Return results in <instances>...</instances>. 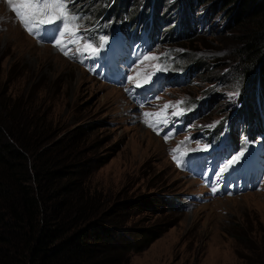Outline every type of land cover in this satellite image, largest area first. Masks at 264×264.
Listing matches in <instances>:
<instances>
[{
  "label": "rangeland",
  "instance_id": "1",
  "mask_svg": "<svg viewBox=\"0 0 264 264\" xmlns=\"http://www.w3.org/2000/svg\"><path fill=\"white\" fill-rule=\"evenodd\" d=\"M193 1L206 8L212 5L208 7L212 31L171 40L169 26L174 23L168 21L166 40L149 57L159 54L165 44L174 45L188 59L198 57L194 60L200 65L196 80L169 88L150 104L134 109L121 87L93 78L69 54L60 55L52 47L37 43L34 32L29 33L22 22L18 23L8 3L0 0V111L1 103L6 102L10 108L7 113L26 126L20 105L8 104L3 97L20 100L30 95L33 103L29 112L35 110L34 116L40 122L46 115L50 124L44 131L52 127L45 145L59 142L62 149L73 151L68 166L83 179V187L105 197L106 213L123 220L127 231L151 228L156 233L147 246L131 252L126 264H241L240 256L248 252L252 241L258 240L264 247V189L196 205L184 196L198 186L185 173L184 158L180 156L183 148L178 150L172 145L176 143L164 140L145 123L144 113H160L147 120L166 118L169 123L182 99L198 98L205 91L212 94L214 108L198 120L191 132L221 120L230 99L226 94L240 90L241 81L248 76L244 77L243 68L249 66L253 73L261 64L242 58L237 48L240 38L256 25L264 27V11L244 20L242 8L248 0ZM125 2L131 9L146 5L144 0H122L120 8ZM74 4L86 7L90 13L98 7L97 0H76ZM159 14L164 11L161 9ZM177 25L186 26L183 22ZM180 50L174 53L181 54ZM261 52L264 55V49ZM209 63L213 68L203 70ZM153 66V59H149L133 72L150 71ZM216 74L226 77L214 85ZM165 104L170 105L166 110ZM156 197L160 199L153 201L154 206L145 201ZM133 199L137 200L135 206L126 210ZM117 205L124 208L112 216Z\"/></svg>",
  "mask_w": 264,
  "mask_h": 264
},
{
  "label": "trees",
  "instance_id": "2",
  "mask_svg": "<svg viewBox=\"0 0 264 264\" xmlns=\"http://www.w3.org/2000/svg\"><path fill=\"white\" fill-rule=\"evenodd\" d=\"M119 2L114 0L110 6L119 9ZM192 2L177 0L175 4ZM208 7L204 6L207 10ZM263 11L264 0H248L242 15L248 20ZM259 26L240 38L237 51L242 58L259 61L263 74L264 27ZM170 47L174 50L175 46ZM197 59L195 56L189 60ZM212 68V63L203 66V70ZM243 70L249 72L250 67ZM224 77L215 75L217 83L224 81ZM31 98L30 95L20 100L3 97L8 104L20 105L26 126L7 113L10 108L6 102L1 103L0 264H126L131 252L147 246L156 233L151 228L127 231L121 223L123 220L106 213L105 197L83 187V179L68 166L73 151L62 149L59 142L45 145L52 127L44 131L50 124L46 115L40 122L34 116L35 110L29 112ZM158 199L145 201L154 206L153 201ZM145 201L140 200L142 205ZM136 202L133 199L126 210ZM114 208L116 214L112 216L124 207ZM240 258H243L241 264H264V247L254 240Z\"/></svg>",
  "mask_w": 264,
  "mask_h": 264
},
{
  "label": "clouds",
  "instance_id": "3",
  "mask_svg": "<svg viewBox=\"0 0 264 264\" xmlns=\"http://www.w3.org/2000/svg\"><path fill=\"white\" fill-rule=\"evenodd\" d=\"M113 1L114 0H97L98 7L96 9V12L91 13L84 6L74 5L80 8L82 16L84 17L83 23L86 25H94L96 22L109 21L115 18L120 9L116 10V8H109L110 4ZM122 5V0H120L119 6ZM199 7L204 6L199 5L197 7L198 11H200ZM207 14H209L208 10ZM88 17L91 18L88 19ZM170 33L171 40L207 34L201 31H195L192 34H186L185 32H182L181 36H174L173 29H170ZM163 48H167L166 51L169 53V55H167L168 57L176 60L183 66H188L190 69H194L196 67L200 68V65L194 64L197 61L193 63L186 62L190 61L186 57L187 54H185V52L180 50L178 47H174V50H172L170 45L165 44ZM176 50L182 51L183 54L174 53ZM196 77L197 74L196 76L192 77L188 83L185 82L178 85L168 86L163 92L172 87L190 85L196 80ZM244 77L245 79L241 81L242 86L240 90L230 94H226V96L230 97V99L226 104L225 116L219 121L199 127L195 132L191 131L198 125V120H200L208 112H211L213 110V105L215 104L214 98L212 97V94H209V92L205 91L204 94H202L198 98L191 100H181L182 103H191L198 102L199 98H204V101H211L212 105H210V108L200 116H194V113L192 112L184 115L183 121L185 123L186 129L183 130V132H179L172 139H170L173 143H176L172 145H179L180 141L184 138L185 135H189L191 136V138H196L193 139L192 142L209 144L208 142L210 138L215 137L214 134H217L219 131H221L223 132L221 134V139L224 142L232 140L233 143L229 144V146H236L237 151H241L237 154L238 159H236L237 157L233 158L226 164V166L221 167V162L223 161L222 156L227 153V150L225 149V147L217 148V155L215 156H217L218 159L213 160L212 167L208 168L205 162L198 161V174H194L193 172H191V170L185 169L187 177L193 181H196L195 183L198 186V189L186 193V195L184 196H186L188 199H191L196 205L207 203L216 197H232L243 192L264 189V140L257 139V136H259V134L255 133L257 132V130H259V128H264V118L260 119V115L264 113V109H262V107L258 106L256 103V96H259L261 101L264 103V72L262 74L260 67H257L253 73H250V71L244 73ZM215 84H218L216 80L214 81V85ZM240 117L242 121L238 124L239 127H237V118ZM230 120L233 121L232 126L229 125ZM224 121H227V127L225 130H222ZM245 124H248L251 129V132L249 131L247 132V134L244 133ZM239 135H245L246 138L241 139ZM256 142L257 147L253 148L251 145ZM240 165H243V168H241ZM254 170L262 175L255 184H247L246 180L242 179V183L239 185V187H237L238 191L232 193L231 195H228L229 193H231L232 189L235 188V184L233 185V187L229 185L223 187L222 183L227 178V176H240L246 174L249 175ZM213 189H215V191H213ZM172 200H174V198H172Z\"/></svg>",
  "mask_w": 264,
  "mask_h": 264
},
{
  "label": "snow or ice",
  "instance_id": "4",
  "mask_svg": "<svg viewBox=\"0 0 264 264\" xmlns=\"http://www.w3.org/2000/svg\"><path fill=\"white\" fill-rule=\"evenodd\" d=\"M72 0H21L20 3H13L12 0H8L12 10L19 17L23 26L29 33H33L35 30L43 28L45 25H55V30L59 38H55L56 46L65 54H69L67 45H73L76 48V52L84 55H94L98 52V48L94 47L92 43L88 42L89 37L85 36L81 31V21L83 18L79 15L73 14L68 10V5ZM89 31L88 29L84 30ZM36 34H39L36 32ZM65 36L70 37L67 41L64 40ZM81 41H84L81 44ZM100 47L105 43V39L100 37ZM144 60L156 59V57L145 56ZM139 75V73H138ZM129 81L134 78L132 76L127 77ZM147 82V78L145 79ZM142 83L137 82L135 87H142ZM182 103V102H180ZM170 105L165 104V110ZM177 115L178 113H173ZM160 116V113H144L145 123H148L147 117L149 116ZM164 123H167L165 118ZM149 126H153L149 124ZM238 159V157L236 158ZM215 191V189H213Z\"/></svg>",
  "mask_w": 264,
  "mask_h": 264
},
{
  "label": "bare ground",
  "instance_id": "5",
  "mask_svg": "<svg viewBox=\"0 0 264 264\" xmlns=\"http://www.w3.org/2000/svg\"><path fill=\"white\" fill-rule=\"evenodd\" d=\"M232 122L233 121H229V125L232 126ZM251 132L250 126L248 124H245V129H244V133L247 134V132Z\"/></svg>",
  "mask_w": 264,
  "mask_h": 264
}]
</instances>
